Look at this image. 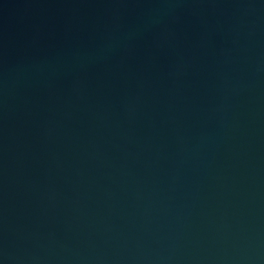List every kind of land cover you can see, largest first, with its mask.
Instances as JSON below:
<instances>
[{
    "label": "water",
    "instance_id": "95a60500",
    "mask_svg": "<svg viewBox=\"0 0 264 264\" xmlns=\"http://www.w3.org/2000/svg\"><path fill=\"white\" fill-rule=\"evenodd\" d=\"M0 264H264V0H0Z\"/></svg>",
    "mask_w": 264,
    "mask_h": 264
}]
</instances>
